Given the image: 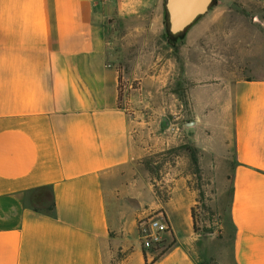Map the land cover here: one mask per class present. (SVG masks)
I'll list each match as a JSON object with an SVG mask.
<instances>
[{
    "label": "crops",
    "instance_id": "1",
    "mask_svg": "<svg viewBox=\"0 0 264 264\" xmlns=\"http://www.w3.org/2000/svg\"><path fill=\"white\" fill-rule=\"evenodd\" d=\"M166 1L0 0V264H264L256 38L241 0H221L175 49ZM185 95L228 216L224 255L196 232L197 192L180 183L164 199L144 163L146 132L167 125L156 114ZM151 216L167 227L161 255L145 246Z\"/></svg>",
    "mask_w": 264,
    "mask_h": 264
},
{
    "label": "rangeland",
    "instance_id": "2",
    "mask_svg": "<svg viewBox=\"0 0 264 264\" xmlns=\"http://www.w3.org/2000/svg\"><path fill=\"white\" fill-rule=\"evenodd\" d=\"M220 2L221 0H214L210 10ZM237 4L241 6L240 15L246 16L248 22L242 32L250 38H256L254 47L256 58L252 61L248 73L262 76L264 75V41L262 40V38L264 39V0H241ZM167 18L166 16L165 20L168 22ZM202 18L200 17L184 33L176 35V40L179 42L183 38L185 39L191 28L199 23ZM167 28H169L168 24ZM230 54L232 58L237 55L235 52H230ZM186 98L185 95L182 107H179V104L176 107L175 101H173L170 102L167 113L156 114L158 117L166 116L167 125H156L151 128V131L146 132L144 138L151 147H148L150 153L144 163L150 171L153 189L158 193H163L164 199L168 200L175 186L180 183L186 184L190 189L197 192V204L193 209L195 229L198 234L203 236L205 243L209 244V250L218 256L220 253L223 254L230 245V231L225 228L228 216L226 208L219 203L213 177L199 169L198 154L188 139L189 132L184 124L190 121L191 113ZM166 167L168 170H165ZM214 178L217 188H220L223 177L222 173L219 172L218 165L214 171ZM156 220L160 219L151 216L144 223ZM148 234L151 235L150 250L158 251L161 255L169 248L170 244H165L163 234H159L158 237L154 233L149 232ZM157 238L159 241L156 240ZM207 264L219 263L213 259Z\"/></svg>",
    "mask_w": 264,
    "mask_h": 264
},
{
    "label": "water",
    "instance_id": "3",
    "mask_svg": "<svg viewBox=\"0 0 264 264\" xmlns=\"http://www.w3.org/2000/svg\"><path fill=\"white\" fill-rule=\"evenodd\" d=\"M214 0H167L169 32L179 35L188 30L200 17L205 16ZM192 123H188V126ZM188 126L185 128L188 130Z\"/></svg>",
    "mask_w": 264,
    "mask_h": 264
},
{
    "label": "built area",
    "instance_id": "4",
    "mask_svg": "<svg viewBox=\"0 0 264 264\" xmlns=\"http://www.w3.org/2000/svg\"><path fill=\"white\" fill-rule=\"evenodd\" d=\"M97 1L100 3L106 4V3L113 2L115 0H97ZM144 226H145L144 228H145V235H146L145 246L147 248H149L151 244V240H150L151 235L148 234L149 232L154 233L158 237L159 234H162L167 231V227L165 226V224L161 222V220L150 221L149 223L144 224ZM156 240L159 241V238H157Z\"/></svg>",
    "mask_w": 264,
    "mask_h": 264
},
{
    "label": "trees",
    "instance_id": "5",
    "mask_svg": "<svg viewBox=\"0 0 264 264\" xmlns=\"http://www.w3.org/2000/svg\"><path fill=\"white\" fill-rule=\"evenodd\" d=\"M166 16L168 17L167 15V11H166ZM168 19V18H167ZM167 24L168 22L165 20V25H166V33H165V38L168 40L169 44L175 48V49H178V45L177 43L174 41L177 39V36L176 35H172L170 32H169V28H167ZM178 41V40H176ZM195 228H196V225H195Z\"/></svg>",
    "mask_w": 264,
    "mask_h": 264
}]
</instances>
